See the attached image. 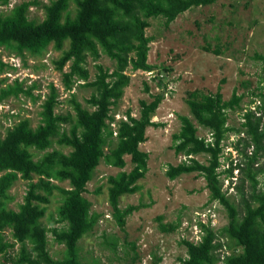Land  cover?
Wrapping results in <instances>:
<instances>
[{"label":"trees","instance_id":"trees-1","mask_svg":"<svg viewBox=\"0 0 264 264\" xmlns=\"http://www.w3.org/2000/svg\"><path fill=\"white\" fill-rule=\"evenodd\" d=\"M215 1L73 0L75 8L71 12L70 0H24L9 14H0V47L14 46L18 53L26 50L40 54L51 45L61 52L53 62L61 71L64 89L70 90L75 82L83 81V85L95 90L86 99L92 109L83 106L71 94L69 103L73 113H57L58 92L50 84L49 92L41 103L40 122L32 127L28 118L20 119L0 138V264H83L78 242L92 230L99 218V214L92 212L91 201L84 196L86 185L101 160L123 168L126 164L124 156L127 155L131 169L120 170L107 177V197L112 216L121 228L125 225L133 207L121 208L119 200L121 196L141 188L139 180L148 170V153L139 145L147 139L148 127L160 125L152 117L163 99L160 91L152 94L149 101L140 100L138 116L127 111L126 118L118 120L116 130H112L110 122L114 116L111 108L122 98L124 88L130 83L126 68L153 69L147 61L151 40L145 34L150 17L161 16L168 24L187 9ZM8 2L0 0V5ZM33 5L43 9L41 21L28 17L29 7ZM66 42L68 46L64 48ZM205 49L208 50L209 46L206 45ZM213 51L218 53L219 49ZM101 53L112 59L115 67L109 70L97 64L96 77L88 82L87 57L96 60ZM258 57L264 64V57ZM4 63L0 58V69L6 66ZM66 64L68 69L63 70ZM157 84L161 85L160 80ZM32 86L24 88L21 82L14 80L13 84L0 87V105L10 96L18 97L20 93L33 98ZM242 97L235 91L228 100L223 99L220 90L214 93H204L199 89L187 91L185 102L190 116L179 115L180 128L173 136V148L177 155L182 154L188 159L168 165L165 174L174 179L184 173L197 172L206 182L210 199L216 200L226 210L228 222L221 231L234 243L229 245L230 250L222 259L224 264H264V192H253L249 199L242 196L241 214L228 197L230 188L241 193L239 185L232 180L234 168L244 172L254 190L258 183L256 174L264 171V168H254L257 150L264 139V99L257 106V111H245L241 123L248 141L244 147L253 143L257 150L248 155L240 149L243 158L235 164L229 157H224L223 141L227 133L239 131L227 125V110L239 107ZM198 127L207 129L210 137L199 136ZM112 139H115L114 145ZM53 141L70 150H49ZM242 141L239 138L234 146L239 149ZM33 149L42 153L36 156ZM200 154L206 156L204 162L196 158ZM225 160L229 164L226 168L223 165ZM229 177V184L223 189V180ZM18 178L28 181V188L15 210L7 206V201L10 198L8 191ZM52 180L58 183L67 181L68 187ZM53 190L61 195L56 218L61 226L51 230L55 241L64 246L61 260H55L49 254L48 229L41 223L46 210L44 203L49 202ZM200 225L203 234L199 241L182 240L187 256L180 259L181 264H214L219 259L216 250L222 244L215 241L216 233L205 224ZM161 228L169 232L176 226L168 223ZM6 230L12 241L6 239ZM16 243L19 248L14 252Z\"/></svg>","mask_w":264,"mask_h":264},{"label":"rangeland","instance_id":"rangeland-1","mask_svg":"<svg viewBox=\"0 0 264 264\" xmlns=\"http://www.w3.org/2000/svg\"><path fill=\"white\" fill-rule=\"evenodd\" d=\"M21 1L24 0H9L6 5H0V14H9ZM74 8L75 3L70 0V11L73 12ZM27 15L35 21H41L44 11L33 5L29 7ZM148 20L145 34L151 41L147 61L153 69L143 71L126 68L130 83L124 88L122 98L111 108L114 120L110 122L112 130H116L118 120L125 119L127 111L138 116L140 100L149 101L152 94L163 92V99L152 117L160 125L148 127L147 139L139 145L141 150L148 153V170L139 180L141 188L137 192L120 197L121 208L133 207L121 228L113 218L108 202L107 177L120 170L129 171L132 164L127 155L124 156L126 164L123 168L100 161L84 192V196L92 203V212L99 214V218L92 230L79 240V256L83 264H181L180 259L187 256L182 240L199 241L203 234L200 223H203L216 233L215 241L222 244L216 250L219 259L214 264H224L222 259L229 252V245L234 243L221 231L228 222L226 210L216 200L210 199L206 182L197 172L169 179L165 170L170 164L176 165L188 159L174 152L173 136L180 128L179 115L190 116L185 94L193 89L204 93L220 90L224 100H228L234 91L243 95L239 107L227 110V125L239 131L227 133L223 141L224 157H229L235 164L243 158L240 149L248 155L257 150L253 143L244 147L248 141L241 123L245 111H257V106L264 99V64L258 57H264V0H216L209 5L187 9L168 24L161 16ZM206 45L209 46L208 50L205 49ZM67 46L66 42L64 48ZM215 48L219 49L218 53L213 51ZM60 55L61 52L51 45L40 54H31L26 50L18 53L14 46L0 47V58L6 63L0 69V87L13 84L14 80L21 82L24 88L35 84L31 88L33 98L20 93L18 97L10 96L1 102L0 138L5 135L7 128L20 119L28 118L32 127L40 122L41 103L49 92L50 84L58 92L57 113H73L69 103L71 94L83 106L92 109L86 99L95 93L94 88L77 81L70 90L64 89L61 71L55 68L53 62ZM97 64L109 70L115 67L114 61L103 53L96 60L88 56L85 64L89 72L88 82L95 79ZM67 69L68 64L63 70ZM158 80L161 85L157 84ZM197 133L205 138L210 137L209 131L203 127H198ZM239 138L243 141L237 149L234 144ZM114 144L115 139H112ZM52 148L64 152L70 150L56 141L52 142L49 150ZM32 151L36 156L42 153L34 149ZM257 157L254 168L259 167L261 170L264 168V139L257 150ZM196 158L201 162L206 160L204 154ZM223 165L226 168L228 161L225 160ZM232 175L233 182L239 185L242 194L230 188L228 197L241 214L243 198L249 199L253 192H264V171L256 174L258 183L255 190L238 168L232 170ZM230 179L223 180V189ZM52 182L68 187L67 181ZM27 188L28 181L18 178L8 191L10 198L7 206L17 210ZM60 203L61 195L53 190L49 202L44 203L46 210L41 218V223L48 229L47 248L55 260L64 257V246L55 241L51 231L61 226L56 221ZM168 223L174 224L176 228L169 232L163 231L161 226ZM5 237L12 241L8 230L5 231ZM18 248L19 244L16 243L14 252ZM27 248H30V244H27Z\"/></svg>","mask_w":264,"mask_h":264},{"label":"clouds","instance_id":"clouds-1","mask_svg":"<svg viewBox=\"0 0 264 264\" xmlns=\"http://www.w3.org/2000/svg\"><path fill=\"white\" fill-rule=\"evenodd\" d=\"M228 184H229V181H228Z\"/></svg>","mask_w":264,"mask_h":264},{"label":"built area","instance_id":"built-area-1","mask_svg":"<svg viewBox=\"0 0 264 264\" xmlns=\"http://www.w3.org/2000/svg\"><path fill=\"white\" fill-rule=\"evenodd\" d=\"M1 106V105H0Z\"/></svg>","mask_w":264,"mask_h":264}]
</instances>
